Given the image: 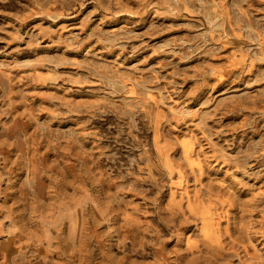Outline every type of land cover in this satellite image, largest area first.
<instances>
[{
	"label": "rangeland",
	"instance_id": "rangeland-1",
	"mask_svg": "<svg viewBox=\"0 0 264 264\" xmlns=\"http://www.w3.org/2000/svg\"><path fill=\"white\" fill-rule=\"evenodd\" d=\"M0 264H264V0H0Z\"/></svg>",
	"mask_w": 264,
	"mask_h": 264
}]
</instances>
